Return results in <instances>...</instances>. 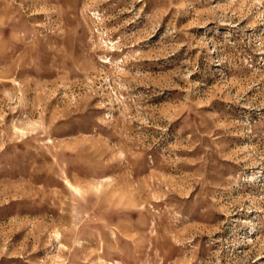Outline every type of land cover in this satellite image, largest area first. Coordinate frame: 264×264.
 I'll use <instances>...</instances> for the list:
<instances>
[{"label":"rangeland","instance_id":"obj_1","mask_svg":"<svg viewBox=\"0 0 264 264\" xmlns=\"http://www.w3.org/2000/svg\"><path fill=\"white\" fill-rule=\"evenodd\" d=\"M0 264H264V0H0Z\"/></svg>","mask_w":264,"mask_h":264}]
</instances>
